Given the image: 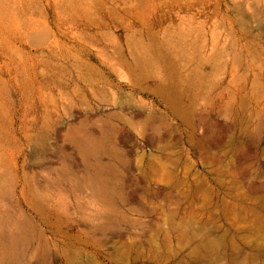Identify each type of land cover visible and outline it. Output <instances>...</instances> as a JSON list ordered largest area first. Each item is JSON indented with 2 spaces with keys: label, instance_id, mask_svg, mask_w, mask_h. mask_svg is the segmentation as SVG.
Listing matches in <instances>:
<instances>
[{
  "label": "rangeland",
  "instance_id": "obj_1",
  "mask_svg": "<svg viewBox=\"0 0 264 264\" xmlns=\"http://www.w3.org/2000/svg\"><path fill=\"white\" fill-rule=\"evenodd\" d=\"M0 264H264V0H0Z\"/></svg>",
  "mask_w": 264,
  "mask_h": 264
}]
</instances>
